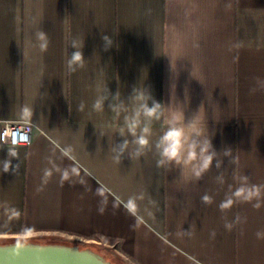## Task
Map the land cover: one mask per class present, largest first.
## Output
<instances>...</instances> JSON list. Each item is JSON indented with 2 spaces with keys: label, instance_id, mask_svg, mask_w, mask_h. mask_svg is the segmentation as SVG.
I'll list each match as a JSON object with an SVG mask.
<instances>
[{
  "label": "crops",
  "instance_id": "0c3cea01",
  "mask_svg": "<svg viewBox=\"0 0 264 264\" xmlns=\"http://www.w3.org/2000/svg\"><path fill=\"white\" fill-rule=\"evenodd\" d=\"M8 121L31 143L6 144ZM15 240L264 264V0H0V243Z\"/></svg>",
  "mask_w": 264,
  "mask_h": 264
},
{
  "label": "water",
  "instance_id": "95a60500",
  "mask_svg": "<svg viewBox=\"0 0 264 264\" xmlns=\"http://www.w3.org/2000/svg\"><path fill=\"white\" fill-rule=\"evenodd\" d=\"M0 264H114L91 247L62 242L0 243Z\"/></svg>",
  "mask_w": 264,
  "mask_h": 264
},
{
  "label": "clouds",
  "instance_id": "9594fccd",
  "mask_svg": "<svg viewBox=\"0 0 264 264\" xmlns=\"http://www.w3.org/2000/svg\"><path fill=\"white\" fill-rule=\"evenodd\" d=\"M39 37L41 40L45 39V34L44 33H40ZM46 45H41V48H45ZM82 57L81 54L79 52H77L75 54V56L73 57L74 61H81ZM97 108H99V104L96 105ZM145 115L151 117L153 115H155L159 105H155L152 108H147V106L145 105ZM135 125H130V128L134 130ZM145 131H147V129H145ZM181 137H182V132L179 129H170L162 138L163 142L165 144L164 150H163V155L169 159V160H173V159H177L179 157L180 154V150L182 147L181 144ZM138 143L140 145H146L148 143L147 139H145L143 136L138 140ZM196 157V152L195 149L193 147V149L189 152V159H195ZM211 157H208L205 161H204V166L206 167L208 165V163L210 162ZM239 194V193H238Z\"/></svg>",
  "mask_w": 264,
  "mask_h": 264
},
{
  "label": "built area",
  "instance_id": "2783aa9c",
  "mask_svg": "<svg viewBox=\"0 0 264 264\" xmlns=\"http://www.w3.org/2000/svg\"><path fill=\"white\" fill-rule=\"evenodd\" d=\"M33 125L29 122H5L2 126L4 142L14 148L26 146L32 140Z\"/></svg>",
  "mask_w": 264,
  "mask_h": 264
},
{
  "label": "trees",
  "instance_id": "16d2710c",
  "mask_svg": "<svg viewBox=\"0 0 264 264\" xmlns=\"http://www.w3.org/2000/svg\"><path fill=\"white\" fill-rule=\"evenodd\" d=\"M105 255V254H104ZM106 256V255H105ZM107 257V256H106ZM108 258V257H107ZM109 260H111L110 258H108ZM114 264H117L116 262H114L113 260H111Z\"/></svg>",
  "mask_w": 264,
  "mask_h": 264
}]
</instances>
